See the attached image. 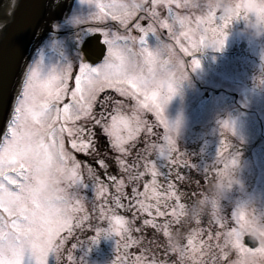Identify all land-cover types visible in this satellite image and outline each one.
<instances>
[{"label": "snow or ice", "instance_id": "1", "mask_svg": "<svg viewBox=\"0 0 264 264\" xmlns=\"http://www.w3.org/2000/svg\"><path fill=\"white\" fill-rule=\"evenodd\" d=\"M177 0H74V5L64 13L58 22L51 26V30L44 41V47L38 49L25 68L21 80L20 90L16 98L14 114L3 133H0V264H25L26 252L35 258L36 264H48L50 252L57 254L63 244L62 232L72 233L73 226L80 227L76 212L84 209L81 204L79 192L88 190L91 186L86 183L81 172V164L73 155L65 150L64 134L70 138L71 148L85 155L96 154V131L109 138L110 148L121 154L117 157L122 170L127 173L125 179H117L115 176L107 177L115 189V195L111 200L115 208L110 217L105 216V209H99L101 218L109 221L107 229H97L96 234L90 238L95 243L99 236L105 232L128 233L127 225L130 223L124 216L114 214L118 208H126L127 211L145 213L151 219L144 220L145 225L160 228L163 234L169 237V248L179 254V262L190 252L193 255L203 257L205 242L199 241V246L194 243L199 233H194L187 238L186 245L180 246L171 238L169 224L158 225L157 217L166 215L176 216L175 208L168 212L167 199L175 193L165 194L158 192L155 187V179L152 184H144L143 191L139 190V182L145 175L144 171L135 172L134 169L141 165H129L127 160L121 157L128 155L125 145L133 139V122L137 120L132 116L112 115L110 122L105 112L106 101H98V96L106 89H114L120 95L134 97L142 107L151 108L153 102L159 98L160 103L154 104L159 116L161 105L167 104L178 90L181 82H173L158 79L162 73L157 72V60L164 50L168 48L160 42L157 28L168 29L172 35V24L169 19H161L158 7L168 10L173 23L183 27L187 17L172 14V5ZM144 13L151 20L147 27L136 23L133 28L141 34L138 37L120 35L107 28L85 27L89 22L102 23L106 20L118 21L128 32L129 22ZM240 13H237V19ZM210 20L222 21L219 26V34L222 39L219 49H222L227 36L226 29L232 18L224 17L213 11L209 14ZM215 32L216 29H213ZM99 33L101 43L107 46V55L104 60L96 65L87 62L90 55V41ZM153 34L157 38V44L149 50L148 36ZM181 36L190 38L189 33L181 32ZM139 42L140 48L135 51L130 45ZM177 43L179 39L177 38ZM195 47V42H193ZM187 52V49H183ZM47 61V62H46ZM73 61L78 65V73L75 75V86L69 88L68 81L71 78ZM166 63V62H165ZM200 65L199 59L192 60V70ZM147 69V74H145ZM188 76L183 77V81ZM166 92L158 96L153 89H164ZM151 92L149 98L148 93ZM144 96V101L139 96ZM67 100V102H64ZM99 103L101 111L99 118L94 113V108ZM91 123V127L78 125L80 120ZM170 131L177 134L175 125L169 121H163ZM233 134L235 135L234 122L231 121ZM150 131V129H149ZM127 132V137L123 135ZM167 138V137H166ZM172 141H170L171 143ZM163 155V151H161ZM96 163L101 169H106L104 159H97ZM238 160L233 157L232 166L237 165ZM152 177L158 175L155 162H145L142 165ZM87 168L89 181L98 185L96 191L103 197L107 189L103 182L90 166ZM229 167L226 161L223 168ZM222 168V169H223ZM208 170L205 169V172ZM219 171V170H218ZM218 171L215 172V176ZM64 183L65 187H60ZM130 188V192L124 189ZM171 187V186H170ZM71 189L72 191H69ZM8 197L9 199H5ZM179 199V197H176ZM224 199V198H223ZM154 200L155 203L148 201ZM220 200V199H219ZM219 200H211L213 210L219 205ZM122 201H126L122 203ZM26 202L30 209L27 213L18 212L16 204ZM207 202V197L199 203ZM248 202L242 201L237 205V212L233 217L237 220L238 227L223 234V244H217L222 258L226 260L228 250H237L240 253L255 257L264 256V228L256 229L252 223L244 219L242 210ZM163 206L164 210H161ZM183 210L184 206L179 205ZM153 210L155 216H153ZM182 214V212H181ZM193 214H196L194 210ZM76 220L73 225V220ZM83 219L87 220L85 216ZM248 235L253 242H258L259 247L247 248L244 244V236ZM59 238V240H58ZM220 239V234H217ZM128 237L125 236V240ZM211 239V237H210ZM127 247V243H125ZM76 245H73L75 248ZM215 259V257H213ZM71 261L72 257H68ZM136 264H164L155 256L149 258L141 255L136 258ZM250 264V262H246Z\"/></svg>", "mask_w": 264, "mask_h": 264}, {"label": "rangeland", "instance_id": "2", "mask_svg": "<svg viewBox=\"0 0 264 264\" xmlns=\"http://www.w3.org/2000/svg\"><path fill=\"white\" fill-rule=\"evenodd\" d=\"M68 11L69 9L63 14ZM157 11L160 13L161 19H169V23L172 24V32L175 33L174 36L168 29L159 28L158 24L154 25L157 28L160 42L168 46L157 60V72L163 74L159 75L158 79L166 77L167 81L173 82V87L176 86V82H181V84L167 104L161 105L162 110L159 116L154 107V104L160 103L159 98L154 102L151 99L145 101L153 105L149 110V108L142 107L136 98L122 96L116 91L119 96L113 95L114 104H112L113 109L117 108L113 115L132 116L135 114L137 120L133 122L132 126L138 128V131L134 132L133 138L140 130L148 129L147 122L150 121L148 113H152L154 119L165 128L163 144L156 152V157L150 161L155 162L158 175L153 178L149 172L150 176L146 183L151 185L155 179V187L158 192L172 193L174 192L173 183L169 182V177L177 169V164H184L200 170L213 167L216 172L223 168L226 161L229 162V166H232L230 161L235 157L242 165L241 174L245 182V190L234 189L227 196L230 200L236 199L232 205V217L234 212L239 215L237 205L240 202H248L247 206L240 210L244 213V219L252 223L253 228H264V60L261 59V56L264 55V38L255 39L242 34L239 29L243 28V21L237 20L232 24L229 23L228 27L224 29L228 34L222 49L206 48L211 43H214L217 48L219 47L222 39L219 34V26L223 22L218 19L210 20L202 3L197 4L196 0H177L172 5V14L187 17L183 27L173 23L167 9L158 7ZM144 15V13H137V16L129 22L127 33L118 21L113 20H106L102 23L89 22L85 27L107 28L120 35L127 34L138 37L141 34L133 28V25L139 23L141 26L147 27V24H142L141 21V17ZM218 16L219 13H217ZM213 29L216 31L214 32ZM181 32L189 33L190 38L181 36ZM177 38L179 43H177ZM193 42H195V47H193ZM148 43L149 50H152L157 44L156 36L149 34ZM130 46L135 51L140 48L138 41L135 45ZM42 47H44V42L38 46L35 54ZM183 49L188 51L185 52ZM106 55L107 46L101 60L95 63L87 62L93 65L99 64ZM193 59L200 60V65L195 70H192ZM77 73L78 65L73 61L71 78L68 81L70 89L75 86L74 78ZM145 74H147V69H145ZM184 76H188V78L183 81ZM152 91H157L159 96L166 92V88L153 89ZM148 96L151 97V92L148 93ZM139 100L144 101V96L140 95ZM129 102L132 104L131 109L125 111L118 109L120 104H130ZM110 107L111 104H106L105 111H110ZM100 111V105L99 108L95 106L94 113L97 114ZM162 120L175 125L177 134L170 131ZM231 121L234 122L235 135ZM87 122L89 121L82 119L77 124L85 126ZM123 135L127 137V132H124ZM170 141L172 142L170 143ZM64 147L74 156L67 133L64 134ZM161 151H163V155H161ZM60 187H65L64 183H61ZM93 187L96 188L98 185L93 184ZM69 191L72 190L69 189ZM78 194L83 205L81 191ZM204 194L209 197L210 214L216 220H218V216L222 218L220 200L218 208L213 210L211 200L215 198L214 194L202 192V195ZM148 202L155 203L154 200ZM166 203L169 206L168 212L175 208L178 213L175 195L168 198ZM161 210H164L163 206H161ZM78 214L79 211L74 214L75 217ZM153 216H155L154 210ZM234 221V225L230 227L227 223V227L220 225L217 228L214 226L212 232L223 235L233 227H238L235 218ZM108 227L107 219L103 229ZM127 227L129 228V225ZM207 230L202 227L191 229L180 246L186 245L187 238L194 233H199L194 240V243L199 246V241L205 242V235L207 238L211 235V232H206ZM128 234L129 231L126 234L121 233L119 236L115 233L105 232L100 235L91 250L81 249L76 253L72 244L67 245L73 232L71 234L66 231L62 232L63 244L58 253L59 259L55 252H50L48 264H128L129 241L125 240V236L128 237ZM125 243H127V247ZM244 244L247 248L259 247L258 243L251 246L244 241ZM69 256L72 257L71 261L68 259ZM246 262L264 264V256L250 257L237 250L229 249L226 260L223 259V264H246ZM25 264H36L35 258L28 252L25 255Z\"/></svg>", "mask_w": 264, "mask_h": 264}, {"label": "trees", "instance_id": "3", "mask_svg": "<svg viewBox=\"0 0 264 264\" xmlns=\"http://www.w3.org/2000/svg\"><path fill=\"white\" fill-rule=\"evenodd\" d=\"M100 95L101 101L107 100V98L111 100L110 111H105L108 119H110L113 113L117 110V108H112V104H114L113 95L119 96V94L114 89H106L101 92ZM129 103L131 104V102ZM130 104H120V108L118 109L122 111L129 110L132 106V104ZM99 113L100 112L97 113V118H99ZM148 115L150 116V121L147 122L148 129L140 130L139 133L126 144L128 155L126 157H121L126 159L129 165H141L134 169L135 172H145V175L139 182L140 191H143V185L146 184L150 176V173L146 171L142 165L145 162H150L156 157V152L163 144L162 142L165 137L164 126L154 119L152 113H148ZM85 127H91V123L87 122ZM95 131L97 140L96 154L85 155L71 148L74 157L81 164V172L84 175L85 182L91 184L88 190H81L80 196L83 199L84 204L82 207L84 210L79 212L77 216L80 221V227L73 226V235L67 242L69 243L67 245H76L74 248L76 253L78 251L80 252L81 249L91 250L95 243H93L90 238L96 234L97 229L104 228L107 219L101 218L99 209L102 207L105 209L106 217L113 214L109 209L115 208V205L111 200L112 196L115 195V189L107 177L115 176L118 180L125 179V182H127V173L122 170L117 160V157L121 154L114 152L110 148L109 138L102 135L98 128L95 129ZM98 158L106 161V169H101L96 163ZM85 165L90 166L95 170L96 174L107 189V193L103 197H101L96 191L97 187H93L94 183L89 181ZM177 165V169L173 171L172 175L169 177V182L173 183V186H171L175 193V203L178 206V213L176 216L167 215L165 217H157L155 223L158 225L168 223L171 238L174 241H177L179 245L184 243L185 238L191 229L197 227L208 229L206 232H211V235L208 238L205 235V232L203 233V236L205 235V244L203 248L204 255L201 257L199 255L193 256L188 253L184 260L179 262V254L170 250L168 246L169 237H166L163 234V230L144 224V220L151 219V217L145 213H137L136 211H127L126 208H118L114 214L124 215L127 220L130 221L128 224V264H136V258L142 254L149 258L155 256L163 261L164 264H223L222 254L216 247L217 244H223V235L220 234V239H217V233L212 232V230L214 229V226L219 228L220 225L225 227H227V225L228 227L234 225L235 221L232 217L231 210L236 199L230 200L228 197L220 199L223 215L222 218L218 216V220H216L212 214H210L208 195H202V192L207 194L212 192L211 185L216 177L214 168L208 167L206 168L208 171L205 172V169H194L184 164ZM124 190L130 192V188L128 187ZM176 197H179V199ZM205 197H207V202L200 204L199 202L204 200ZM122 203L126 204V201H122ZM181 204L184 206L183 210L179 207ZM194 210H196L195 215L193 214ZM85 216L88 217L87 220L83 219ZM75 223L76 220L74 219L73 225H75ZM127 251L125 250V253ZM213 257H215V259Z\"/></svg>", "mask_w": 264, "mask_h": 264}, {"label": "water", "instance_id": "4", "mask_svg": "<svg viewBox=\"0 0 264 264\" xmlns=\"http://www.w3.org/2000/svg\"><path fill=\"white\" fill-rule=\"evenodd\" d=\"M72 4L73 0H0V133L6 129L27 64L53 23ZM100 41L99 33L90 41L88 60L103 57L105 45ZM244 241L251 246L258 243L248 235Z\"/></svg>", "mask_w": 264, "mask_h": 264}, {"label": "clouds", "instance_id": "5", "mask_svg": "<svg viewBox=\"0 0 264 264\" xmlns=\"http://www.w3.org/2000/svg\"><path fill=\"white\" fill-rule=\"evenodd\" d=\"M196 3H202L208 14L215 11L224 17L232 18V21L242 20L243 28L239 29L242 34L255 39L264 38V0H196ZM238 12L240 16L237 19ZM206 48L218 50L214 43L209 44ZM261 59L264 60V55L261 56ZM241 168L242 165L238 161L237 165L218 171L211 185V191L216 199L226 198L234 189L245 190ZM5 199L9 198L5 197ZM29 209L30 206L26 202L16 204L18 212L27 213Z\"/></svg>", "mask_w": 264, "mask_h": 264}, {"label": "flooded vegetation", "instance_id": "6", "mask_svg": "<svg viewBox=\"0 0 264 264\" xmlns=\"http://www.w3.org/2000/svg\"><path fill=\"white\" fill-rule=\"evenodd\" d=\"M140 13H142V12H140ZM58 21H59V20H57V22H58ZM141 21L143 22L142 24H147V25H148L149 23H151V20H149L148 18H146L145 15L141 17ZM54 23H55V22H54ZM54 23H53V24H54ZM47 36H48V35H47ZM47 36L45 37L44 40H46ZM101 39H102V37H101ZM44 40H43V42H44ZM105 51H106V45H105ZM104 53H105V52H104ZM103 56H104V55H103ZM102 58H103V57H102ZM102 58H101V59H102ZM101 59H99V60H101ZM99 60H97V61H90V60H87V61H89V62H91V63H95V62H98ZM76 68H77V67H76ZM76 68H75V71L77 70ZM74 73H75V72H74ZM74 73H73V74H74ZM100 98H101V95L99 94V96H98V101H101ZM104 101H106V104H110V103H111V100L108 99V98H107V100H104ZM96 106H97V108H99V103H97Z\"/></svg>", "mask_w": 264, "mask_h": 264}, {"label": "bare ground", "instance_id": "7", "mask_svg": "<svg viewBox=\"0 0 264 264\" xmlns=\"http://www.w3.org/2000/svg\"><path fill=\"white\" fill-rule=\"evenodd\" d=\"M4 4H5V3H4ZM73 5H74V4H73ZM3 8H4V5H3ZM2 12H3V9H2ZM2 12L0 13V20H1Z\"/></svg>", "mask_w": 264, "mask_h": 264}]
</instances>
